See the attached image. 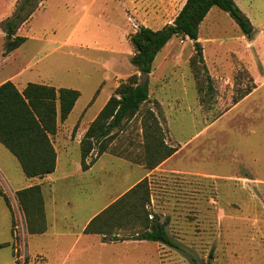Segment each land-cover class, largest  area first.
<instances>
[{
  "label": "rangeland",
  "instance_id": "374dc122",
  "mask_svg": "<svg viewBox=\"0 0 264 264\" xmlns=\"http://www.w3.org/2000/svg\"><path fill=\"white\" fill-rule=\"evenodd\" d=\"M20 1L0 0V85L11 81L23 91L37 83L80 92L68 120H58L53 137L59 154L71 155L68 161L64 158L66 165L61 162L60 173L66 168L75 172L82 163L80 143L91 123L123 82L135 75L141 79L131 62L135 50L130 41L140 21L166 5L163 24L168 25L187 0H40L17 32L27 41L5 54L11 38L2 25ZM235 1L253 25L251 37L243 38L237 23L219 8L212 9L199 29L204 63L196 59L192 65L193 42L173 37L147 79L150 101L137 117L114 130L115 138L103 154L143 165L142 119L153 109L165 142L179 154L167 171L154 170L147 178L150 201L138 209L142 216L144 211L149 214L151 222L164 223L181 248L149 242L122 251L112 246L88 249L87 241L85 252L74 253L66 264L77 256L76 264H264V0ZM250 86L256 88L235 104L238 90ZM99 150L97 144L88 162L97 159ZM139 174L107 159L94 171L103 184L124 186ZM28 183L16 157L0 143V185L13 207L19 204L17 190ZM65 186L60 197H71L73 208H78L84 197L75 181ZM111 194H104L103 202ZM9 211L0 197V226L7 223ZM12 219L13 228V208ZM138 226L137 232H143L145 222L140 220ZM9 251L0 252V264ZM43 261L36 258L34 264H46ZM54 261L49 264H58Z\"/></svg>",
  "mask_w": 264,
  "mask_h": 264
},
{
  "label": "trees",
  "instance_id": "16d2710c",
  "mask_svg": "<svg viewBox=\"0 0 264 264\" xmlns=\"http://www.w3.org/2000/svg\"><path fill=\"white\" fill-rule=\"evenodd\" d=\"M40 0H21L13 17L6 20L2 28L11 38L6 44L5 54L20 48L26 41V37L18 36L17 32L33 15L37 3ZM213 8L228 13L237 23L241 32L248 37L253 34V25L250 19L241 11L235 0H187L173 24L165 26L161 30H153L141 26L131 37L135 54L132 64L142 75H151L153 63L159 52L175 36L188 38L194 42L196 56L192 59V65L197 60L204 63L203 48L199 41V29ZM196 76L199 73L196 71ZM256 87L239 89L234 98L235 104L249 96ZM80 92L66 88H55L50 85L29 83L23 91L11 81L0 85V143L19 161L22 170L28 178H44L53 174L57 167V151L53 144V137L58 132V120H68L80 99ZM150 101L148 82L142 83L137 75L123 82L101 110L99 115L89 126L80 143L82 154V168L90 169L94 161L88 162L97 144L100 145L99 155L105 154L109 142L115 138L114 130L137 117L143 105ZM144 136L143 155L144 166L148 172L154 171L165 161L170 159L178 151L165 142L164 131L159 117L153 109H147L142 119ZM139 192L145 196L140 199ZM0 197L4 198L10 206L8 195L0 185ZM19 205L24 212L27 230L30 234H42L47 230L44 197L41 186L17 191ZM131 201L128 209L130 215L145 222L144 231L136 240L159 242L175 249L180 245L172 239L167 232L164 223L151 222L150 215H141L138 206L145 207L150 201V188L148 179H144L131 192L109 207L94 222L107 218L123 203ZM93 222V223H94ZM91 223L88 232H93ZM103 234L104 230H96ZM106 234V233H104ZM109 236V237H108ZM106 241H118L117 237L107 234ZM3 246H0L2 248Z\"/></svg>",
  "mask_w": 264,
  "mask_h": 264
},
{
  "label": "crops",
  "instance_id": "0c3cea01",
  "mask_svg": "<svg viewBox=\"0 0 264 264\" xmlns=\"http://www.w3.org/2000/svg\"><path fill=\"white\" fill-rule=\"evenodd\" d=\"M132 8L136 9V2L133 3ZM153 11L154 12L152 13L150 18L148 17V15H146L143 18V20L140 21L139 23L140 27L145 26L147 28L153 29L152 25L157 24L159 25V28H154L153 30H161L165 26H167V24H163V22L165 21L164 19L166 14V5H162V6L159 5L158 8L154 9ZM152 16L155 17V19L154 18L152 19ZM157 17L158 19H160L159 22L156 21ZM175 19L168 25L173 24ZM244 37L247 36L243 35V38ZM190 42L193 41L190 40ZM198 42H200L201 44L203 42L200 36ZM53 144L57 151L56 171L53 174L45 176L44 178L27 177L29 179V183L20 189L23 190L37 185L41 186L44 197V206H45L46 224H47V230L45 233L42 234L28 233V241H27L28 263L27 264L36 263V258H40L42 261L44 260L43 262H45L46 264H49L54 260L58 264H66L69 261L71 262V256L74 253H77V255H82L85 252L86 245L84 244V242L87 241H88L87 242L88 249H94L97 246L99 247L112 246L120 249L122 247L123 249L131 245L134 246L148 245L150 241L136 240L138 235L141 233V232H137L138 230H140V227L138 226L140 220L137 219L134 215H130L128 213V209L132 205L131 201H127L122 205H120L119 207H117V209H115V211H113V213L109 215L107 218L101 219L97 222L94 221L109 207L117 203L120 199H122L129 192H131L136 186H138L140 182H142L144 179L154 174L155 171L148 172L145 169L144 165H140L138 163L131 161L129 158L126 159L120 157L119 155H102L99 158H97L96 155L95 158L97 159L94 161L93 165L90 167L89 170L84 171L81 163V167H77L74 170L75 172H73L71 169L69 170V168H66L65 172L60 173L59 167L61 162H63L62 163L63 166L66 165V161H68L71 155H60L59 154L60 151L57 148L54 141ZM178 154L179 151H177L174 154V156H172L170 159L165 161L155 170L167 171V166L170 165V162L174 160ZM64 158L66 159V161H64ZM104 159H107L108 161L111 160V162L112 161L122 162L130 172L139 171L140 174L134 181H132L131 183L125 186L121 185V183L103 184L102 178L101 179L97 178L94 175V171L98 166V164H100ZM111 170H114V168L110 169L109 173ZM172 171H177V170L174 168ZM73 180L75 181L76 189H79L82 196L84 197L83 200L84 202L82 204L78 203V208L76 209L73 208V204L75 203L71 197L70 198L69 196H66L65 198L60 197L63 188L66 187L65 184L70 186L71 184H73L74 182ZM94 181L96 182L94 183ZM107 193H112V194L110 195L108 200L103 202V196L104 194ZM8 208L10 210L9 211L10 213L8 212L9 215H8L7 223L4 225L5 227L0 226V232L2 233V234L0 233V236L6 234L7 237L5 240H0V246H3L2 248H0V252L5 249H9L11 255L8 258L6 257L7 259L2 261L1 264H19L17 258L14 255L15 238L12 228V224H13L12 203L10 204V206L8 205ZM93 222L95 223V225L93 226L94 231L104 230L105 232H103V234H99L94 231L88 232L87 229L90 226V224ZM1 229L3 230L1 231ZM109 233H111L112 236L117 237L120 240L106 241L105 238H107V234L109 235ZM125 234H128L130 236H125ZM157 244H158L157 246H159L160 244L163 243L158 242ZM163 245L165 246V244ZM0 256H2V260H3V255ZM78 258L79 256L75 258L73 264H76Z\"/></svg>",
  "mask_w": 264,
  "mask_h": 264
},
{
  "label": "built area",
  "instance_id": "2783aa9c",
  "mask_svg": "<svg viewBox=\"0 0 264 264\" xmlns=\"http://www.w3.org/2000/svg\"><path fill=\"white\" fill-rule=\"evenodd\" d=\"M16 207V208H15ZM13 207L15 222L13 234L15 238V255L18 262L24 264L27 258L28 230L24 212L20 205Z\"/></svg>",
  "mask_w": 264,
  "mask_h": 264
},
{
  "label": "water",
  "instance_id": "95a60500",
  "mask_svg": "<svg viewBox=\"0 0 264 264\" xmlns=\"http://www.w3.org/2000/svg\"><path fill=\"white\" fill-rule=\"evenodd\" d=\"M148 77H149V75H147V74L142 75V83L143 84H146L147 83Z\"/></svg>",
  "mask_w": 264,
  "mask_h": 264
}]
</instances>
